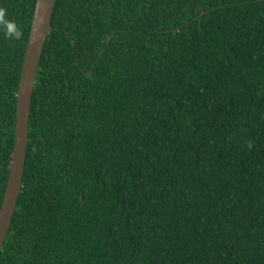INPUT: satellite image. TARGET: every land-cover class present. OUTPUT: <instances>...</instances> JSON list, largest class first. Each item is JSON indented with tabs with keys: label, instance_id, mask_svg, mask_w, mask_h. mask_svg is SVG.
Instances as JSON below:
<instances>
[{
	"label": "trees",
	"instance_id": "trees-1",
	"mask_svg": "<svg viewBox=\"0 0 264 264\" xmlns=\"http://www.w3.org/2000/svg\"><path fill=\"white\" fill-rule=\"evenodd\" d=\"M37 0H0V209ZM0 264H264V0H56Z\"/></svg>",
	"mask_w": 264,
	"mask_h": 264
},
{
	"label": "water",
	"instance_id": "water-1",
	"mask_svg": "<svg viewBox=\"0 0 264 264\" xmlns=\"http://www.w3.org/2000/svg\"><path fill=\"white\" fill-rule=\"evenodd\" d=\"M56 0H37L18 89L15 144L10 163L7 189L0 209V252L8 236L24 179L30 134L31 105L46 40L54 29L51 25Z\"/></svg>",
	"mask_w": 264,
	"mask_h": 264
},
{
	"label": "clouds",
	"instance_id": "clouds-1",
	"mask_svg": "<svg viewBox=\"0 0 264 264\" xmlns=\"http://www.w3.org/2000/svg\"><path fill=\"white\" fill-rule=\"evenodd\" d=\"M0 31L13 40H20L23 36L22 29L15 21L8 18L7 9L3 6H0Z\"/></svg>",
	"mask_w": 264,
	"mask_h": 264
}]
</instances>
